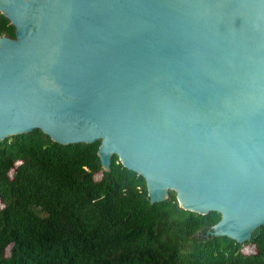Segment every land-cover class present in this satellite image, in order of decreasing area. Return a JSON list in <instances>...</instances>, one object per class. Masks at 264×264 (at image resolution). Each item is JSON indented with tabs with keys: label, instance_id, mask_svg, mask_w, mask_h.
Instances as JSON below:
<instances>
[{
	"label": "water",
	"instance_id": "1",
	"mask_svg": "<svg viewBox=\"0 0 264 264\" xmlns=\"http://www.w3.org/2000/svg\"><path fill=\"white\" fill-rule=\"evenodd\" d=\"M0 142L94 143L151 203L264 225V0H0Z\"/></svg>",
	"mask_w": 264,
	"mask_h": 264
},
{
	"label": "trees",
	"instance_id": "2",
	"mask_svg": "<svg viewBox=\"0 0 264 264\" xmlns=\"http://www.w3.org/2000/svg\"><path fill=\"white\" fill-rule=\"evenodd\" d=\"M15 27L0 12V37ZM94 143L39 129L0 142V264H264V225L248 241L208 234L220 219L151 203L144 178ZM253 247L250 251L244 248Z\"/></svg>",
	"mask_w": 264,
	"mask_h": 264
},
{
	"label": "rangeland",
	"instance_id": "3",
	"mask_svg": "<svg viewBox=\"0 0 264 264\" xmlns=\"http://www.w3.org/2000/svg\"><path fill=\"white\" fill-rule=\"evenodd\" d=\"M0 205H1V202H0ZM252 249H253V247H250V246H247V247L244 248L245 251H250Z\"/></svg>",
	"mask_w": 264,
	"mask_h": 264
}]
</instances>
